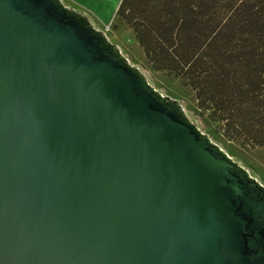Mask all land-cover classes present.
Returning <instances> with one entry per match:
<instances>
[{"label": "water", "instance_id": "95a60500", "mask_svg": "<svg viewBox=\"0 0 264 264\" xmlns=\"http://www.w3.org/2000/svg\"><path fill=\"white\" fill-rule=\"evenodd\" d=\"M0 264H264V186L61 0H0Z\"/></svg>", "mask_w": 264, "mask_h": 264}, {"label": "trees", "instance_id": "16d2710c", "mask_svg": "<svg viewBox=\"0 0 264 264\" xmlns=\"http://www.w3.org/2000/svg\"><path fill=\"white\" fill-rule=\"evenodd\" d=\"M151 72L180 78L221 138L264 147V0H121Z\"/></svg>", "mask_w": 264, "mask_h": 264}, {"label": "rangeland", "instance_id": "374dc122", "mask_svg": "<svg viewBox=\"0 0 264 264\" xmlns=\"http://www.w3.org/2000/svg\"><path fill=\"white\" fill-rule=\"evenodd\" d=\"M61 1L82 13L91 23L101 27L109 41L117 45L129 63L140 70L155 90L163 96L176 100L182 106L186 117L199 131L207 134L212 142L264 186V147L242 146L235 141H225L221 138L220 125L196 107L191 92L180 78L167 72L149 71L133 30L112 12L117 0Z\"/></svg>", "mask_w": 264, "mask_h": 264}, {"label": "crops", "instance_id": "0c3cea01", "mask_svg": "<svg viewBox=\"0 0 264 264\" xmlns=\"http://www.w3.org/2000/svg\"><path fill=\"white\" fill-rule=\"evenodd\" d=\"M119 3H120V0H117L115 6H114V8H113V11H112L113 13H116V10H117V8H118ZM65 5H66V4H65ZM66 6H68V5H66ZM69 7H70V6H69ZM92 25H93L96 29L102 30L101 27L96 26V25L93 24V23H92Z\"/></svg>", "mask_w": 264, "mask_h": 264}]
</instances>
